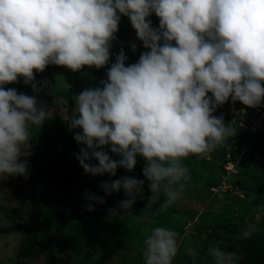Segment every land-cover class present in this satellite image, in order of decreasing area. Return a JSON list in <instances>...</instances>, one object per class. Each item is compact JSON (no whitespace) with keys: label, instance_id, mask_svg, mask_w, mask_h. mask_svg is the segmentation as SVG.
<instances>
[{"label":"clouds","instance_id":"obj_1","mask_svg":"<svg viewBox=\"0 0 264 264\" xmlns=\"http://www.w3.org/2000/svg\"><path fill=\"white\" fill-rule=\"evenodd\" d=\"M122 16L145 49L127 66L123 48L109 63ZM130 48L137 51L135 43ZM49 65L74 73L108 66L100 86L75 95V113L62 118L80 146L74 155L84 173L115 177L118 169L133 172L138 157L144 161L145 179L101 181L104 196L86 190V210L123 190L125 199L108 208V216L131 211L146 181L145 208L159 203L163 210L191 179L183 160L206 156L235 135L223 114H214L218 108L264 104V0H0V177L30 175V126L41 128L50 112L38 97L54 89L34 73ZM21 79L36 95L5 88ZM256 230L249 223L238 238ZM178 237L167 227L152 229L143 240L144 264H173ZM186 252L194 261L200 256L191 246ZM206 255L212 264L241 259L222 241Z\"/></svg>","mask_w":264,"mask_h":264},{"label":"rangeland","instance_id":"obj_2","mask_svg":"<svg viewBox=\"0 0 264 264\" xmlns=\"http://www.w3.org/2000/svg\"><path fill=\"white\" fill-rule=\"evenodd\" d=\"M149 19L158 27L159 19L154 14ZM116 37L109 63L115 61L121 48L128 57L126 66L137 62L145 49L127 17H121ZM131 43L137 45L135 53ZM107 67H84L74 73L49 65L43 73H34L37 81L47 78L54 84L52 94L45 91L38 97L50 112L41 128L30 126L28 179L0 177V264H144L143 240L155 227L179 233L173 264H212L206 249L217 241H222L224 248L233 246L232 238H238L249 223L257 230L250 238L241 239L233 251L241 257L239 264H264V208H257L264 202V130L252 137L236 131L228 145L203 157L185 158L183 164L191 179L184 194L166 209L161 210L159 203L145 208L151 195L146 181L143 198L137 197L131 211L108 216L107 209L125 199L123 190L106 196L104 205H94L95 211L86 210L84 192L104 196L99 189L101 181L111 182L124 175L145 179L140 157L133 172L118 169L115 177L87 175L75 159L80 146L62 118L75 113V95L100 86ZM5 88L36 95L22 79ZM225 105L214 114H223L229 125ZM226 149L235 174L223 187L220 181ZM189 246L200 253L195 261L187 255Z\"/></svg>","mask_w":264,"mask_h":264},{"label":"built area","instance_id":"obj_3","mask_svg":"<svg viewBox=\"0 0 264 264\" xmlns=\"http://www.w3.org/2000/svg\"><path fill=\"white\" fill-rule=\"evenodd\" d=\"M245 108L240 102H236L235 104L228 102L225 105V114L234 130L238 128L245 131L248 136H256L264 130V104L255 109L250 108L245 110ZM222 169L223 175L220 184L224 187L227 178L235 174V169L229 161L227 149L223 158Z\"/></svg>","mask_w":264,"mask_h":264},{"label":"trees","instance_id":"obj_4","mask_svg":"<svg viewBox=\"0 0 264 264\" xmlns=\"http://www.w3.org/2000/svg\"><path fill=\"white\" fill-rule=\"evenodd\" d=\"M235 131H240V132H242L243 134H246V132L245 131H242L241 129H238V128H236V130ZM247 135V134H246ZM48 170H51V166H48L47 165V167H46ZM54 169H52V171H53ZM62 170V169H61ZM61 170H59V171H61ZM63 171V170H62ZM31 179H33L32 177H31ZM34 208H33V211L35 212V211H37V209H35V206H33ZM3 213V210H2V208L0 207V214H2ZM232 241H233V246H227L225 249H227V250H229V251H233V249H234V247L236 246V244H238V243H240L241 242V239H239V238H232Z\"/></svg>","mask_w":264,"mask_h":264}]
</instances>
